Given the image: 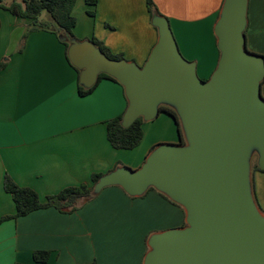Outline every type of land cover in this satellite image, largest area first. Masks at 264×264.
<instances>
[{
  "label": "crops",
  "instance_id": "0c3cea01",
  "mask_svg": "<svg viewBox=\"0 0 264 264\" xmlns=\"http://www.w3.org/2000/svg\"><path fill=\"white\" fill-rule=\"evenodd\" d=\"M106 1L98 0L90 8L78 0L72 15L84 18L85 23L80 30L76 25L73 28L75 39L89 40L102 31L103 21L92 20L87 14L92 8L97 9L96 15L102 7L123 16L130 13L125 0H112L103 6ZM153 1L159 14L170 19L182 57L195 63L197 77L207 81L219 58L213 27L224 0ZM139 5L140 23L148 33L146 43L130 38L126 45L116 44L104 34L99 40L141 67L157 41V31L151 25L145 0ZM81 8L83 12L78 14ZM246 21V50L264 58V0L247 1ZM28 24V20L0 9V63L5 65L0 71V219L15 213L12 199L3 189L5 175L17 186L36 192L43 202L65 188L91 185L93 174H106L120 161L125 167L138 169L152 149L139 150L130 159L134 149L115 150L109 145L106 122L127 107L122 86L102 79L89 94L80 96L79 72L69 63L66 47L56 35L44 31L29 33L23 39ZM260 95L264 99V79ZM161 115L166 114L160 113L142 126V144L178 143L175 123L177 141L168 118L161 119L166 123H156ZM254 173L258 177L253 181L251 175L253 198L264 213V172ZM130 207L137 208L133 210L140 215L130 216ZM184 220L183 209L156 192L130 199L119 187L111 186L72 214L47 208L2 222L0 264H142L147 239L156 234L155 227L160 231L157 233L178 229ZM130 222L140 225L133 254ZM145 223L152 228H145ZM37 251L49 252L45 263L33 261Z\"/></svg>",
  "mask_w": 264,
  "mask_h": 264
},
{
  "label": "water",
  "instance_id": "95a60500",
  "mask_svg": "<svg viewBox=\"0 0 264 264\" xmlns=\"http://www.w3.org/2000/svg\"><path fill=\"white\" fill-rule=\"evenodd\" d=\"M247 1H223L213 27L219 58L207 81L181 56L162 16L151 18L157 41L141 67L109 60L88 41L61 39L81 87L100 74L122 86L123 128L154 120L160 106L179 120L183 145L160 144L138 169L118 167L93 187L99 194L116 186L133 198L152 188L183 209L185 226L152 234L142 264H264V215L250 162L256 153L264 170V60L245 47Z\"/></svg>",
  "mask_w": 264,
  "mask_h": 264
},
{
  "label": "trees",
  "instance_id": "16d2710c",
  "mask_svg": "<svg viewBox=\"0 0 264 264\" xmlns=\"http://www.w3.org/2000/svg\"><path fill=\"white\" fill-rule=\"evenodd\" d=\"M75 1L76 0H13L9 4L4 5L3 0H0V9L8 12L14 17L29 21L23 39H25L29 33L44 31L56 35L60 41L62 38L66 37L67 39L72 40L75 39L72 34V30L76 25V20L72 15V10ZM84 2L88 7H95L98 3V0H84ZM145 4L146 9L150 14V18H152L153 16H161L153 5L152 0H145ZM44 12L49 18L47 24H42L39 21L41 14ZM85 41L90 42L96 49L100 51L101 54H103L109 60H124L122 55L113 54L101 41L95 40L94 38ZM62 44L66 47V49L68 48V43L62 42ZM262 59L264 60L263 57ZM4 67V63H0V71ZM102 79H107L116 82L113 78L109 77L108 75L100 74L97 78V82L88 89H84L78 83V94L80 96H85L89 94L96 87L98 82ZM158 112L159 114H166L173 119L176 129L178 130L180 143L183 145L184 140L180 129V123L174 110L168 107L160 106L158 108ZM123 113L106 122V139L113 149L129 151L138 147L142 142V126L144 125V122L141 118H138L128 128H123L121 125ZM154 148L155 147H153L151 150H153ZM118 167L123 166L118 164L114 167V169ZM253 172L263 173L264 170L259 169L258 166H255ZM252 174L253 173L251 172V175ZM103 175L105 174H93L90 179L91 185L80 184L75 187L65 188L55 195L46 197L45 201L43 202L40 200L36 192L29 188L17 186L8 175H5L3 179V189L5 193H7L11 197L15 206V213L13 215L1 218L0 224L4 221L16 220L17 218L27 216L28 214L34 211L47 208H54L61 214H72L81 209L86 203L91 202L98 195L93 193V187ZM251 188L253 194L252 182ZM150 191L156 192L152 188H149L147 190V192ZM156 193L168 203L179 207L177 204L173 203L162 194L158 192ZM184 226L185 223L182 227ZM48 257L49 252L47 251H37L34 252L32 255V259L35 263H45L48 260Z\"/></svg>",
  "mask_w": 264,
  "mask_h": 264
},
{
  "label": "rangeland",
  "instance_id": "374dc122",
  "mask_svg": "<svg viewBox=\"0 0 264 264\" xmlns=\"http://www.w3.org/2000/svg\"><path fill=\"white\" fill-rule=\"evenodd\" d=\"M11 1H13V0H3V3H4V5H6V4H9ZM16 1H20V0H16ZM141 1L144 2V0H125V1H123V2L126 3V5L130 9V13L127 16L126 15L123 16L122 13L120 12V10H119V12H120V14H119V13H116V12L112 11L111 9L109 10V8H107V7H102L101 9L99 8L100 11H99L98 15H96V11H97L96 8H94L95 10L93 8H92V10L90 9L89 13H87L90 19L93 20L96 17L98 20L103 21L102 26H101L102 31L96 32L94 37H92V38H94L95 40L100 41L99 39L101 37V34H104L105 38H108V40H113V42H117L116 44H125L126 45V43H130V38L131 39L134 38L135 40H137L139 42H145L146 43V39H147L146 35L148 33H146V31H145L144 25H142L140 23V18L142 17V9H141V7L139 5V2H141ZM111 2H112V0H107L106 3L103 6H105L107 4H110ZM152 2H153V5L155 6V8L158 10V7L156 6V4L154 3L153 0H152ZM78 4H80V3L78 2V0H76L75 4H74V7H76ZM83 4L84 3L81 4L82 7H83ZM158 11L160 12V10H158ZM82 12H83V10L81 8V9H79L78 14H80ZM73 17L76 20V26H78L77 29L80 30L81 28H83L84 27V23H85L84 22V18L79 19V17H77L75 15ZM165 18H167V17H165ZM48 20H49V18L47 16V14L45 12L42 13L40 18H39L40 23L47 24ZM168 20H170V19H168ZM138 28H140L141 31ZM134 29H138V30L134 31ZM170 29H171L172 34H173L174 31L172 30V26H171ZM72 34H73V31H72ZM114 34H116L114 38L113 37H109V36H112ZM174 34H175V32H174ZM73 36L75 37V35H73ZM173 37H174V35H173ZM113 54L117 55L116 53H113ZM118 54L122 55L121 53H118ZM122 57L125 60L123 55H122ZM185 60L188 61V59H185ZM200 80L204 81L201 78H200ZM163 117L165 119L168 118L170 123L172 124V129L174 131L175 140L177 141L178 137H177V134H176V129L174 128V122L172 121V119L170 117H168L166 115H161L160 118L158 120H156V123H159V122L166 123L165 121L161 120ZM146 123H148V122H146ZM164 143H167V142H164ZM164 143H158V144L157 143H154V144L152 143L150 145L149 143H147V141L144 142L143 144L141 142L140 145L135 148L136 150L134 149L135 152H130V153H132V156H130L131 157L130 159L135 157L138 154L139 150L145 151L148 148H153V147L158 146L159 144H164ZM251 156H252L251 159H250L251 172L253 173L252 174V178H253V181H254L255 177H258V175L256 176V174L253 172L254 167L258 166V159H257L256 153L254 154V152L251 153ZM118 164H120L121 166H124V165H122L121 161ZM130 165L134 166L135 164L130 162ZM130 169L135 170L134 167H130ZM253 185H254V182H253ZM124 194H126V193H124ZM98 195L92 201H94L98 197ZM128 197L130 199H133V197H130V196H128ZM89 203L90 202L86 203L84 206H86ZM262 208L264 209V207H262ZM133 209H137V208L130 207V216L140 215V213H135V210H133ZM262 215H264V213H262ZM138 226H140V225L139 224H132L130 222V253H132V254L135 252V248H136V246H134V244H135V236L137 235ZM148 227H149L148 224L145 223V228H148ZM157 227H155L154 233L155 232L156 233L160 232V231H156ZM132 228L136 229V231L133 230ZM149 228L151 229L152 227H149Z\"/></svg>",
  "mask_w": 264,
  "mask_h": 264
}]
</instances>
